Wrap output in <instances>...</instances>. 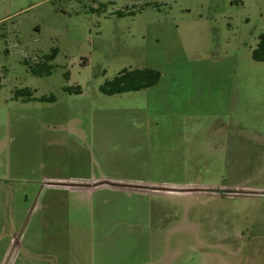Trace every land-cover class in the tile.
<instances>
[{
  "label": "rangeland",
  "instance_id": "obj_1",
  "mask_svg": "<svg viewBox=\"0 0 264 264\" xmlns=\"http://www.w3.org/2000/svg\"><path fill=\"white\" fill-rule=\"evenodd\" d=\"M263 34L264 0H0V264H264ZM135 69L160 82L101 91ZM98 173L152 185L45 184Z\"/></svg>",
  "mask_w": 264,
  "mask_h": 264
},
{
  "label": "trees",
  "instance_id": "obj_2",
  "mask_svg": "<svg viewBox=\"0 0 264 264\" xmlns=\"http://www.w3.org/2000/svg\"><path fill=\"white\" fill-rule=\"evenodd\" d=\"M57 54L58 50H54L51 54L45 55L39 65L30 67L32 73L39 77L50 76L54 69L50 62L56 58ZM253 59L257 62H264V34L261 35L260 42L253 52ZM161 76V72L155 69L123 70L113 80L107 81L101 87V91L108 96L138 92L156 86L160 82ZM64 92L81 94L82 90L80 87H65ZM16 98H23L25 101L37 100L43 103H54L57 101V96L55 95L36 98L33 91L28 88L16 91Z\"/></svg>",
  "mask_w": 264,
  "mask_h": 264
},
{
  "label": "crops",
  "instance_id": "obj_3",
  "mask_svg": "<svg viewBox=\"0 0 264 264\" xmlns=\"http://www.w3.org/2000/svg\"><path fill=\"white\" fill-rule=\"evenodd\" d=\"M84 122L85 121H82V120H79V119H75L73 121H68L65 124H69L67 127H70V126H72V127H78V126H82L84 124ZM64 127H66V126H64ZM139 174H141V173H139ZM103 175H105V174L98 173V174H90L89 176L77 175L76 177H73V178H75L77 180H85V181H87V180L88 181L89 180H100V179H104ZM52 178L63 179L62 176L59 177L57 174H52ZM78 178H80V179H78ZM0 179H5V176L0 175ZM112 179H113V181L119 182V183H123L124 185H122V186H116V187L99 186V187L94 188L93 190H96V191H94L92 193L91 192H88V191H85V192L84 191H70V190H63V191H64V193H67L68 202L72 201V199H76L74 201V206L81 207L83 205V203H85V202H82L81 201V199H82L81 197L83 196V194L84 195H87L89 197L95 198L94 195L96 193H99V192H102V191H105V192L106 191H111L112 193H117V194H119V193H126L127 191H131V192L132 191H138L140 193H144L143 191H147L148 190L147 188L150 185H152V183H149L151 181H144V179H141V176L139 177L138 175H134V176H130V177H125V178H123V177L122 178H115L114 177ZM129 182H143L144 185L143 184H141V185H143L142 188H144V189H142V188L141 189H137L138 187L129 186V185H127V183H129ZM148 184H150V185H148ZM153 185H156V183H153ZM102 188H104V189H102ZM105 188H108V189H105ZM61 191H59V192H61ZM68 202H65L64 201V203H68ZM45 206L47 207V209H51L52 210V201L50 200L48 204L45 203ZM46 253L47 254H51L49 256H52V252L51 251H47Z\"/></svg>",
  "mask_w": 264,
  "mask_h": 264
},
{
  "label": "built area",
  "instance_id": "obj_4",
  "mask_svg": "<svg viewBox=\"0 0 264 264\" xmlns=\"http://www.w3.org/2000/svg\"><path fill=\"white\" fill-rule=\"evenodd\" d=\"M46 185L52 188L60 189V190H87V189H94L99 186L103 185H109L111 184H120L124 185L123 183L115 182L108 179H100V180H77V179H71V180H52L45 182ZM129 186L138 187L136 183L127 184ZM157 190H169V189H163V188H154ZM172 191H178V190H172Z\"/></svg>",
  "mask_w": 264,
  "mask_h": 264
},
{
  "label": "water",
  "instance_id": "obj_5",
  "mask_svg": "<svg viewBox=\"0 0 264 264\" xmlns=\"http://www.w3.org/2000/svg\"><path fill=\"white\" fill-rule=\"evenodd\" d=\"M112 186H122L120 184H111ZM137 189H141V188H137Z\"/></svg>",
  "mask_w": 264,
  "mask_h": 264
}]
</instances>
